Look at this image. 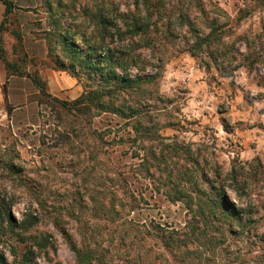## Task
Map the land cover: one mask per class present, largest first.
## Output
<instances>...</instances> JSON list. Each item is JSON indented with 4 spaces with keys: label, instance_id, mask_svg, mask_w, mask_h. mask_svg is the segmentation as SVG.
Listing matches in <instances>:
<instances>
[{
    "label": "rangeland",
    "instance_id": "374dc122",
    "mask_svg": "<svg viewBox=\"0 0 264 264\" xmlns=\"http://www.w3.org/2000/svg\"><path fill=\"white\" fill-rule=\"evenodd\" d=\"M12 1L15 8L3 34L6 57L28 75H9L0 58V196L14 198L11 212L19 221L38 206L36 202L41 203L38 228L52 235L55 247L37 255L35 264H77L61 228L80 247L92 250L91 264H257L263 259L258 237L242 240L228 235L226 242L216 227L198 245L165 248L158 237L159 224L190 231L186 226L191 213L183 202H171L157 189L155 177L160 172L146 177L141 160L134 155L138 145L111 141L127 132L125 119L80 115L63 108L58 100L79 97L86 80L57 67L49 54L51 24L43 0ZM116 1L126 4L130 0ZM161 1L174 13L189 12L203 32H209L208 20L217 16L228 30L226 40L237 39L236 48L241 52L237 62L241 63L232 71L234 65L226 61L237 54L214 46L195 58L188 51L195 37L176 24L175 34L161 38L163 44L156 54L164 59L161 76L146 86L153 95L170 99L152 103L161 126L159 134L166 142L187 148L194 157H208L223 168L259 158L263 169L253 177L248 201L255 206V229L264 234V0ZM3 13L0 1V23ZM14 30L21 32L22 41ZM213 56L223 61L214 63ZM34 73L47 82L49 95L36 87L29 75ZM115 124L120 130L116 137L107 132ZM168 165L171 168L174 161ZM190 165L188 161L185 166ZM11 167L19 172H12ZM120 173L128 177L135 196L127 197L123 208L109 194ZM228 194L231 202L246 206L247 200L241 201L233 189ZM4 239L8 243H2L0 249L8 261H20L26 244L11 233ZM13 244L18 246L16 254Z\"/></svg>",
    "mask_w": 264,
    "mask_h": 264
},
{
    "label": "trees",
    "instance_id": "16d2710c",
    "mask_svg": "<svg viewBox=\"0 0 264 264\" xmlns=\"http://www.w3.org/2000/svg\"><path fill=\"white\" fill-rule=\"evenodd\" d=\"M0 1L4 5L0 23V58L9 75H28L6 57L3 34L9 29L15 4L12 0ZM43 4L51 24L47 31L49 54L57 67L71 71L72 76L79 80H86L79 97L72 101H58L64 109L80 115L106 114L125 119L127 132L121 134L119 140L112 138L111 141L117 144L122 141V145L128 143L130 147L138 145L134 155L141 160L140 168L146 177L160 172L155 177L157 189L163 190L171 202H183L191 213V221L186 226L190 231L176 227L167 229L159 224L158 237L165 248L187 249L190 245H198L200 240L209 236V229L216 227L215 231L221 233L223 241H228V235L241 237L242 240L258 237L264 249V234L255 229L258 221L255 206L248 201L254 187L253 177L263 169L260 159L240 164L234 162L230 167L223 168L208 157H194L187 148L166 142L165 137L159 134L161 126L151 107L152 103L170 99L153 95L146 88L161 76L164 59L156 54L163 44L162 39L175 34L176 24L179 30L195 37L188 47L195 58L214 46L215 49L234 50L237 55L228 56L226 62L234 65L232 71L240 66L241 62H237L241 54L236 48L237 39L226 40L228 30L219 24L217 16L208 20L209 32H203L192 22L189 12L174 13L161 0H130L126 4L116 0H43ZM201 9L204 12L203 7ZM14 34L19 41L23 40L20 31L14 30ZM220 59L223 61L213 56L211 61L218 64ZM29 75L36 87L47 94V82L37 73ZM223 125L230 131L229 123L224 120ZM115 126L117 124L109 126L107 131L114 133V137L120 133ZM181 150L186 152L180 154ZM180 159L182 164L176 161ZM170 160L174 161L171 168L168 165ZM188 161L191 162L190 167L185 166ZM10 170L19 172L13 167ZM122 175L120 173L119 180L113 179L114 185L109 193L113 202H121L117 205L121 208L128 204L124 201L127 197L135 199L128 177ZM230 188L241 201L247 200L245 207L231 202ZM14 202V198L7 200L0 196V246L8 243L4 237L11 233L26 244V249L21 260L14 263H10L0 249V264H35L37 255L55 247L53 237L38 228L42 222L38 212L40 202H36L38 206L30 208L20 221L11 212ZM196 219L198 222L194 223ZM61 229L76 254L77 264H91L94 257L92 250L80 247L72 234ZM11 247L16 254L18 246L13 244ZM257 264H264V258L259 259Z\"/></svg>",
    "mask_w": 264,
    "mask_h": 264
}]
</instances>
